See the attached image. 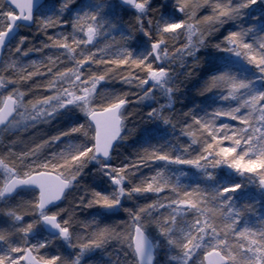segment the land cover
I'll list each match as a JSON object with an SVG mask.
<instances>
[{"label": "snow or ice", "instance_id": "snow-or-ice-1", "mask_svg": "<svg viewBox=\"0 0 264 264\" xmlns=\"http://www.w3.org/2000/svg\"><path fill=\"white\" fill-rule=\"evenodd\" d=\"M0 264H264V0H0Z\"/></svg>", "mask_w": 264, "mask_h": 264}, {"label": "trees", "instance_id": "trees-1", "mask_svg": "<svg viewBox=\"0 0 264 264\" xmlns=\"http://www.w3.org/2000/svg\"><path fill=\"white\" fill-rule=\"evenodd\" d=\"M164 257H163V255H161V259H163Z\"/></svg>", "mask_w": 264, "mask_h": 264}]
</instances>
